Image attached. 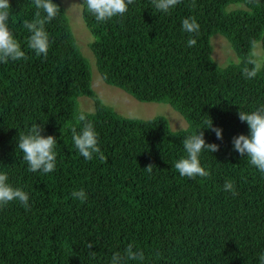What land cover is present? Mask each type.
I'll return each mask as SVG.
<instances>
[{
    "label": "trees",
    "instance_id": "obj_1",
    "mask_svg": "<svg viewBox=\"0 0 264 264\" xmlns=\"http://www.w3.org/2000/svg\"><path fill=\"white\" fill-rule=\"evenodd\" d=\"M9 2L8 27L27 59L0 63V173L28 193L30 208L17 201L0 207V264H110L129 244L145 259L127 264H259L264 174L232 141L249 135L238 112L264 104V59L255 55L261 42L264 56V0H194V6L181 0L168 13L135 0L123 16L103 23L82 5L102 79L139 101L171 104L188 123L180 130L163 115L126 117L102 101L60 0H53L57 16L45 24L46 59L27 46L23 21L35 18L33 0ZM189 17L198 33L182 31ZM216 33L238 60L226 66L215 60ZM190 36L193 47L186 46ZM249 58L261 65L254 79L242 75ZM81 96L93 100L94 112L80 107ZM81 113L94 125L103 162L95 154L85 160L74 146L71 129L79 131ZM210 119L222 139L203 128ZM32 125L56 138L51 173L29 172L18 149L19 133ZM199 129L207 144L219 146L199 155L209 176L181 177L174 164L187 156L182 140ZM229 180L235 196L223 190ZM80 189L83 202L71 195Z\"/></svg>",
    "mask_w": 264,
    "mask_h": 264
},
{
    "label": "clouds",
    "instance_id": "obj_2",
    "mask_svg": "<svg viewBox=\"0 0 264 264\" xmlns=\"http://www.w3.org/2000/svg\"><path fill=\"white\" fill-rule=\"evenodd\" d=\"M181 0H151V4L158 12L168 13L170 9L177 6ZM37 9L35 18L32 21L24 20L23 27L30 33L27 39V46L33 50L37 56H43L45 59L48 55L49 37L45 31V24L51 22L58 14L59 7L53 3V0H33ZM135 3V0H83L87 11L95 18L98 23L112 20L114 17L123 16L128 6ZM194 6V0H193ZM11 8L9 0H0V63H8L27 59L25 52L21 50L20 44L14 39L12 32L8 27ZM41 12L44 15H41ZM199 24L194 17L182 20V31L193 34L198 33ZM253 46L255 42L253 41ZM196 45V39L191 36L186 42L187 47ZM251 66V67H250ZM261 65L255 60L249 58L242 68V75L246 79H254L260 71ZM241 122H246L249 128V135H239L233 137V150L238 152L242 157L246 155L251 166L255 167L260 173L264 174V104H261L255 111L238 112ZM81 122L79 131L76 127L71 129L72 140L76 150L87 161H91L94 154L103 162L105 160L104 153L98 146L97 133L94 125L88 121L86 116L81 113L77 117ZM210 126L203 127L213 132L217 139H222V130L212 127V121H206ZM202 129V128H201ZM43 129L39 125H32L26 133H19L18 149L23 153V160L27 163L29 172L42 171L47 174L55 170L56 153L54 147L56 138L54 136L44 137L41 135ZM182 144L186 157H182L174 167L181 177L196 178L208 177L209 172L206 171L199 161V155L203 150L211 153L218 151L219 146L216 144H207L204 139V132L199 129L197 134H192L182 140ZM154 165L149 164L145 170L152 172ZM6 173H0V207L7 206L12 201H17L25 209L30 208L29 195L20 188H14L8 182ZM223 190L237 195L234 183L226 181ZM72 197L79 199L81 202L87 199V195L83 189L73 190ZM86 247L91 249L92 243H87ZM145 259L142 251H134V245L129 244L124 253H113L110 264H127L128 261H143ZM259 264H264V253L258 257Z\"/></svg>",
    "mask_w": 264,
    "mask_h": 264
},
{
    "label": "rangeland",
    "instance_id": "obj_3",
    "mask_svg": "<svg viewBox=\"0 0 264 264\" xmlns=\"http://www.w3.org/2000/svg\"><path fill=\"white\" fill-rule=\"evenodd\" d=\"M65 8L70 24L77 37L78 44L92 67V85L102 101L114 108L123 116L131 118L151 119L155 116L163 115L167 117L174 130L185 129L188 123L185 118L171 104L166 102H142L137 100L127 91L107 84L100 75L97 65V58L91 48L94 39L91 31L86 26L82 15V5L78 0H60ZM243 6V5H242ZM213 57L222 66H226L238 56L232 49L225 37L216 33L212 37ZM257 48L256 52L255 49ZM254 52L258 60L264 59L262 55V44L258 42ZM80 107L84 110L94 112V102L88 96L79 98Z\"/></svg>",
    "mask_w": 264,
    "mask_h": 264
}]
</instances>
